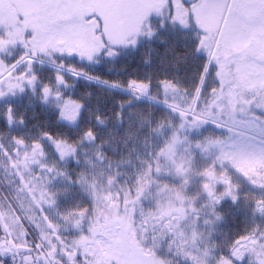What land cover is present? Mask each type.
<instances>
[{
    "label": "rangeland",
    "instance_id": "374dc122",
    "mask_svg": "<svg viewBox=\"0 0 264 264\" xmlns=\"http://www.w3.org/2000/svg\"><path fill=\"white\" fill-rule=\"evenodd\" d=\"M142 1L157 6V11L114 14L106 6L112 0H0V119L4 107L25 100L53 107L63 121L75 124L81 108L64 95L34 94L41 85L20 72L22 67L33 63L66 72L47 59L60 55L104 64L114 53L131 52L153 39L160 30L154 21L170 23L209 55L204 82L190 107L172 108L144 97V85L121 89L95 78H79L144 98L205 126L185 137L187 143L179 150L175 148L186 171L172 176L170 163L163 171H154L160 152L152 147L135 153L121 170L80 148H58L55 159L46 145L29 144L17 139L11 128L0 126V177L31 205L41 225L46 224L45 244L37 246L43 257L79 254L95 264H225L211 250H199L202 243L196 237L202 238L210 224L218 236L220 221L207 219L194 226L211 200L230 198L222 195L228 189L239 197L246 189L264 208V62L259 61L264 57V0ZM206 86L211 91L203 97ZM168 95L180 103L177 93ZM237 145L244 151H238ZM77 154L81 156L79 187L100 211L98 226L86 215L63 210L71 189L69 162ZM193 158L191 165L185 163ZM199 170L203 175L194 174ZM3 193L0 187L11 208ZM15 217L12 208L5 214L0 209L6 238L12 242L11 235L18 237L19 231L14 228L12 233L7 223L14 224ZM169 229L175 234L169 245L181 250L159 258L156 251ZM254 241L242 245L246 249L242 247L236 261L264 260L262 252L249 247ZM118 246L120 263L111 253Z\"/></svg>",
    "mask_w": 264,
    "mask_h": 264
},
{
    "label": "trees",
    "instance_id": "16d2710c",
    "mask_svg": "<svg viewBox=\"0 0 264 264\" xmlns=\"http://www.w3.org/2000/svg\"><path fill=\"white\" fill-rule=\"evenodd\" d=\"M154 22L160 30L153 39L143 42L131 52L114 53L104 64H91L74 56L62 55L47 59L66 72L39 64H25L20 72L32 75L41 85L34 94L44 98L51 92L64 95L65 99L79 106L81 111L75 124H69L62 120L55 108L40 102L29 104L22 100L2 109L1 128H11L17 139L29 144L46 145L55 159L58 148H80L118 170L123 169L135 153L148 151L152 147L160 152L155 160L157 167L154 171H163V167L170 163L173 176L177 173L176 166L182 165L181 160H178V147L184 144L185 137L200 132L205 126L173 110L79 78H95L104 84L123 89L130 88L132 84L144 85V97L172 108L181 109L184 104L190 107L203 82L209 55L203 53L198 42L184 38L172 29L170 23L163 25ZM21 58L22 54H19L17 59ZM210 91L206 86L203 97ZM169 92L177 93L180 103L174 102ZM173 137H178L180 142L169 151L168 145L173 144ZM175 148L178 150L175 151ZM80 157V154L74 155L69 162L71 189L64 201L63 210L86 215L98 226L101 223L100 211L79 187ZM194 174L201 176L203 172L199 170ZM0 187L16 214L15 223L7 225L12 228V233L14 228L19 231L18 237L15 233L11 235L15 241H9L0 220V243L6 242L11 248L23 247L24 251L32 250V253L24 252L18 264H95V260H85L79 254L60 256L50 253L43 257L37 246L45 244L46 224L42 221L44 226L41 225L31 205L21 201L17 192L1 177ZM3 198L0 195V209L4 214L6 211L11 213L10 206ZM255 200L257 198L246 189L242 191L241 197L237 196L235 202L231 197L219 202L211 200L208 210L197 220L194 228L206 218L216 219L221 223L219 235L215 236L210 224L202 238L196 236L202 243L198 244V249L203 252L211 250L219 261L230 256L231 241L235 243L255 232H263L264 221H248L245 218L247 207L256 204ZM173 231L169 229V233L161 240L163 245L156 251L159 258L171 257L175 250H181L169 245L175 236ZM2 255L3 249L0 248V257Z\"/></svg>",
    "mask_w": 264,
    "mask_h": 264
},
{
    "label": "flooded vegetation",
    "instance_id": "af4514ba",
    "mask_svg": "<svg viewBox=\"0 0 264 264\" xmlns=\"http://www.w3.org/2000/svg\"><path fill=\"white\" fill-rule=\"evenodd\" d=\"M106 6H107V11L112 12L114 14H120V15H125V14L135 15V14L150 13L153 11H157L158 9V7L153 4H150V5L144 4L142 0H112V2L107 3ZM250 207H247L246 209V212H248L247 216L245 217L246 220L264 221V211H261L263 206L254 204ZM252 239H254L255 241L252 245H249V247L251 249L253 247H256L260 252H262V256L264 257V231L263 232L260 231V232H255L251 234L245 240L242 239L235 243L234 241H231V245H230L231 248L229 251L230 256L229 258H223L220 261V263L245 264L240 260L236 261V257L238 256V253H240L241 250L245 248L242 245L249 244ZM249 247L247 248V251ZM20 251L19 249H16V247H13L11 248L9 253H3L4 255L0 257V260H1L0 264H18L22 259L21 256L24 254V253H21ZM249 252H250V249H249Z\"/></svg>",
    "mask_w": 264,
    "mask_h": 264
},
{
    "label": "snow or ice",
    "instance_id": "6c2138e0",
    "mask_svg": "<svg viewBox=\"0 0 264 264\" xmlns=\"http://www.w3.org/2000/svg\"><path fill=\"white\" fill-rule=\"evenodd\" d=\"M181 127H183V125H181ZM179 142H180V141H179L178 137H173V144H170V145L168 146L169 151L172 150L174 144L179 143ZM184 143H187V141H184ZM219 143H220L219 141L216 142L217 145H219ZM198 147H200V146L198 145ZM236 148H237V150L240 151V152H243V151H244V149H243L242 147H240L239 145H237ZM193 162H194V158H193V161H185V163H188L189 165H191ZM176 171L179 173V172H184V171H186V169L183 167V165H177V166H176ZM224 183L227 184L228 181L225 180ZM203 187H204L205 189H208V194H209V196H211V195H212V192H211V190L209 189L208 184H204ZM222 195H224V196H230V197L232 198L233 202H235V201L237 200V196L234 195L230 189L226 190ZM261 211H264V208H262ZM260 264H264V260H261V261H260Z\"/></svg>",
    "mask_w": 264,
    "mask_h": 264
},
{
    "label": "water",
    "instance_id": "95a60500",
    "mask_svg": "<svg viewBox=\"0 0 264 264\" xmlns=\"http://www.w3.org/2000/svg\"><path fill=\"white\" fill-rule=\"evenodd\" d=\"M259 61L264 62V57L259 58ZM3 247L7 248L6 253L10 252V249L8 248V246L6 244H4ZM112 255H113L114 259L116 260V262H118V263L122 262L121 249L119 246L112 251Z\"/></svg>",
    "mask_w": 264,
    "mask_h": 264
}]
</instances>
